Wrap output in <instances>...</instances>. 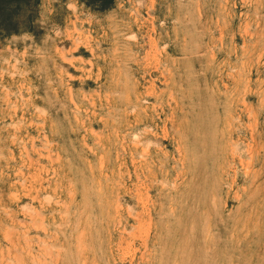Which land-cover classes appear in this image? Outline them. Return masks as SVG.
Returning a JSON list of instances; mask_svg holds the SVG:
<instances>
[{
  "label": "rangeland",
  "instance_id": "obj_1",
  "mask_svg": "<svg viewBox=\"0 0 264 264\" xmlns=\"http://www.w3.org/2000/svg\"><path fill=\"white\" fill-rule=\"evenodd\" d=\"M10 263L264 264V0H0Z\"/></svg>",
  "mask_w": 264,
  "mask_h": 264
},
{
  "label": "bare ground",
  "instance_id": "obj_2",
  "mask_svg": "<svg viewBox=\"0 0 264 264\" xmlns=\"http://www.w3.org/2000/svg\"><path fill=\"white\" fill-rule=\"evenodd\" d=\"M37 215V214H36ZM41 219H42V217H40ZM22 224V223H21ZM40 224H42V223H40ZM34 225V224H33ZM36 226V225H35ZM42 226V225H41ZM44 228V227H43ZM8 230V229H7ZM9 231V230H8ZM7 231V232H8ZM10 231H11V229H10ZM12 232V231H11ZM10 232H8L7 234H9ZM5 236H6V234H5ZM37 237V236H36ZM9 239V238H8ZM5 240H7V239H5ZM43 240V239H42ZM46 250V249H45ZM9 251H7V253H8ZM16 254V253H15ZM12 256H14V254L12 255ZM9 257V256H8ZM47 257V256H46ZM15 258H16V256H15ZM3 259V258H2ZM17 260V259H16ZM19 260V259H18ZM45 260V259H44ZM8 262H9V260H8ZM11 264V263H10ZM16 264H18V263H16Z\"/></svg>",
  "mask_w": 264,
  "mask_h": 264
},
{
  "label": "trees",
  "instance_id": "obj_3",
  "mask_svg": "<svg viewBox=\"0 0 264 264\" xmlns=\"http://www.w3.org/2000/svg\"><path fill=\"white\" fill-rule=\"evenodd\" d=\"M110 1H112V0H110Z\"/></svg>",
  "mask_w": 264,
  "mask_h": 264
}]
</instances>
